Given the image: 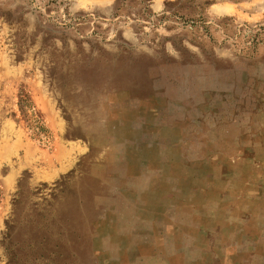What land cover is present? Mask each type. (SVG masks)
Returning a JSON list of instances; mask_svg holds the SVG:
<instances>
[{"label":"rangeland","instance_id":"1","mask_svg":"<svg viewBox=\"0 0 264 264\" xmlns=\"http://www.w3.org/2000/svg\"><path fill=\"white\" fill-rule=\"evenodd\" d=\"M0 264H264V0H0Z\"/></svg>","mask_w":264,"mask_h":264},{"label":"trees","instance_id":"2","mask_svg":"<svg viewBox=\"0 0 264 264\" xmlns=\"http://www.w3.org/2000/svg\"><path fill=\"white\" fill-rule=\"evenodd\" d=\"M17 105L21 119L30 122V128L34 131L35 136H38L39 139H47L46 130L43 128L41 120L36 117L34 107L30 100L25 98V96H19Z\"/></svg>","mask_w":264,"mask_h":264}]
</instances>
